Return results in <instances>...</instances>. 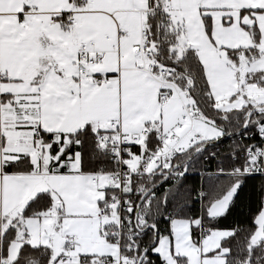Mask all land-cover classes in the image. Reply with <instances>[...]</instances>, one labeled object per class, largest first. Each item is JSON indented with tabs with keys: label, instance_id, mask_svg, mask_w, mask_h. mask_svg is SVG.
I'll list each match as a JSON object with an SVG mask.
<instances>
[{
	"label": "snow or ice",
	"instance_id": "1",
	"mask_svg": "<svg viewBox=\"0 0 264 264\" xmlns=\"http://www.w3.org/2000/svg\"><path fill=\"white\" fill-rule=\"evenodd\" d=\"M255 174L264 0H0V264H264Z\"/></svg>",
	"mask_w": 264,
	"mask_h": 264
},
{
	"label": "trees",
	"instance_id": "2",
	"mask_svg": "<svg viewBox=\"0 0 264 264\" xmlns=\"http://www.w3.org/2000/svg\"><path fill=\"white\" fill-rule=\"evenodd\" d=\"M233 140L239 139H237L236 136L232 138L225 137L219 142V144L216 145L214 150L227 153L229 150V145ZM213 166H216L214 161L208 167L207 171H209ZM225 166L230 167V160L226 161ZM201 171H203V169H201ZM169 184H171V181L158 187L157 194H163L165 188L169 187ZM183 185L193 189L191 192L192 202L190 212L192 214H198L201 206L200 199L198 197V192L201 188L200 174H198V172L189 173L185 177ZM262 197H264V176L255 174L246 177L227 215L216 221L215 226L226 229L233 227L243 228L245 231H241L236 237V240H242L246 235V230L253 226V219L261 208ZM204 202L207 203V198ZM169 209L171 210V205H169ZM161 227H167V223L162 221ZM233 243L235 244V241H233Z\"/></svg>",
	"mask_w": 264,
	"mask_h": 264
},
{
	"label": "built area",
	"instance_id": "3",
	"mask_svg": "<svg viewBox=\"0 0 264 264\" xmlns=\"http://www.w3.org/2000/svg\"><path fill=\"white\" fill-rule=\"evenodd\" d=\"M237 139H240V137H237ZM256 139H257V140L259 139L258 135H257ZM243 142H244V143H252L253 141H252V140H249V139H247V138H245V139L243 140ZM136 151H138V149H136ZM215 168H216V166H213L209 171H213ZM259 175H260V174H259Z\"/></svg>",
	"mask_w": 264,
	"mask_h": 264
},
{
	"label": "rangeland",
	"instance_id": "4",
	"mask_svg": "<svg viewBox=\"0 0 264 264\" xmlns=\"http://www.w3.org/2000/svg\"><path fill=\"white\" fill-rule=\"evenodd\" d=\"M220 229H226V228H220Z\"/></svg>",
	"mask_w": 264,
	"mask_h": 264
},
{
	"label": "crops",
	"instance_id": "5",
	"mask_svg": "<svg viewBox=\"0 0 264 264\" xmlns=\"http://www.w3.org/2000/svg\"><path fill=\"white\" fill-rule=\"evenodd\" d=\"M134 151H136L135 149H133Z\"/></svg>",
	"mask_w": 264,
	"mask_h": 264
}]
</instances>
